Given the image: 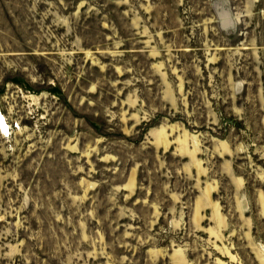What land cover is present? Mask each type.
Listing matches in <instances>:
<instances>
[{"label": "rangeland", "instance_id": "obj_1", "mask_svg": "<svg viewBox=\"0 0 264 264\" xmlns=\"http://www.w3.org/2000/svg\"><path fill=\"white\" fill-rule=\"evenodd\" d=\"M0 264H264V0H0Z\"/></svg>", "mask_w": 264, "mask_h": 264}]
</instances>
